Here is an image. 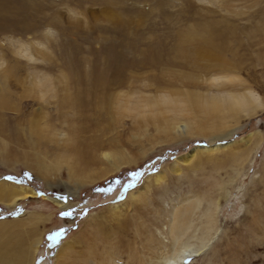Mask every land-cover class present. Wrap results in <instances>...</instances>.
Returning a JSON list of instances; mask_svg holds the SVG:
<instances>
[{
	"label": "rangeland",
	"instance_id": "374dc122",
	"mask_svg": "<svg viewBox=\"0 0 264 264\" xmlns=\"http://www.w3.org/2000/svg\"><path fill=\"white\" fill-rule=\"evenodd\" d=\"M20 187L0 256L264 264V0H0V189Z\"/></svg>",
	"mask_w": 264,
	"mask_h": 264
},
{
	"label": "bare ground",
	"instance_id": "6f19581e",
	"mask_svg": "<svg viewBox=\"0 0 264 264\" xmlns=\"http://www.w3.org/2000/svg\"><path fill=\"white\" fill-rule=\"evenodd\" d=\"M211 41V40H210ZM207 43V42H206ZM206 45H208V44H206ZM205 45V46H206ZM206 48H207V46H206ZM206 48H205V50H206ZM203 48H200V47H196V54H201V56L202 57H204V52H206ZM222 50V49H221ZM223 56V55H222ZM205 58V57H204ZM208 58V57H207ZM218 60V59H217ZM218 62H219V60H218ZM227 63V62H226ZM221 66H223V65H225V64H223L222 63V61H221ZM251 96H253V95H251ZM229 100V101H228ZM247 100V98L244 96V97H239V98H237L236 100H235V102L236 103H234L233 101V99H231V98H229V99H227L225 102H222V103H219L218 104V102L216 101V102H214V103H212L211 105H207V108L208 109H210V110H216V109H218V110H223V107L224 108H226V107H230V108H233L234 107V105L235 104H237V105H243V103L245 102ZM165 102V101H164ZM166 103H168V101H166ZM169 103L170 104H174L175 102H173L172 100H169ZM197 103V101L196 102H193V105L194 104H196ZM251 103V102H250ZM176 106H178L177 104H175ZM237 105H236V107H237ZM202 106V105H201ZM175 107V106H174ZM202 108V107H201ZM239 108V107H238ZM177 110H179V109H177ZM184 127H186V126H184ZM98 147V146H97ZM197 150V149H196ZM200 150V149H199ZM203 150H211V151H215V150H218L217 149V147L216 148H206V147H203ZM196 153H197V151H193V153H191V154H189V157L187 158V160L185 161V162H189V161H191L192 160V158H194V156L196 155ZM109 155H111V154H108V155H106V157L108 158V159H110V156ZM112 157V156H111ZM119 159V158H118ZM120 159H122L121 157H120ZM113 160V159H112ZM123 160V159H122ZM124 162V161H123ZM121 164V163H120ZM119 164V165H120ZM176 169V168H175ZM83 171V170H82ZM77 172V171H76ZM162 179V176H158V180H161ZM19 191L17 192L16 191V193L14 192L13 194H11L10 195V193H7V191H5V190H1L0 189V198L1 197H4V196H12V201H15V200H17V199H19V198H25V197H28V196H31V195H34V193L33 192H30V191H28V190H26V189H24V188H22V187H20V189H18ZM7 193V194H6ZM35 230V229H34ZM33 232L31 231V234H32ZM29 240V239H28ZM36 241V240H35ZM34 241V242H35ZM31 243L29 246H27V248H24V249H20V250H17V248H20L21 246H16L17 248L16 249H13V248H11V249H9V252H11V253H9V255H7V252H3V254L0 256V264H29L30 263V259H31V256H32V251L34 250V248L32 247V245L33 244H35V243ZM40 242L38 241V242H36V244H35V246L34 247H37L38 246V244H39ZM66 245L64 246V249H62V251H67V249H69V247H68V243H65ZM21 245V244H20ZM33 249V250H32ZM189 249V248H188ZM18 251V255L16 256V254L15 255H13L12 254V252H14V251ZM186 250V249H185ZM34 252V251H33ZM63 253V252H62ZM181 254V253H180ZM178 255V254H177ZM185 255H186V252H185ZM175 260H169L168 262H166V264H171V263H173Z\"/></svg>",
	"mask_w": 264,
	"mask_h": 264
},
{
	"label": "snow or ice",
	"instance_id": "6c2138e0",
	"mask_svg": "<svg viewBox=\"0 0 264 264\" xmlns=\"http://www.w3.org/2000/svg\"><path fill=\"white\" fill-rule=\"evenodd\" d=\"M143 173L141 172H133L131 173V180L124 185L125 188H129V187H133L135 186V183L137 182V180L139 179L140 176H142ZM67 199V198H64ZM74 210H70L67 212H62L61 215H71L73 213ZM65 229H60L57 232H55L54 234L50 235V239L52 240H56L57 243L60 242L59 238L62 237L63 233L65 232Z\"/></svg>",
	"mask_w": 264,
	"mask_h": 264
}]
</instances>
